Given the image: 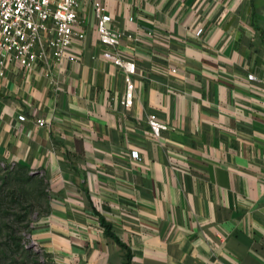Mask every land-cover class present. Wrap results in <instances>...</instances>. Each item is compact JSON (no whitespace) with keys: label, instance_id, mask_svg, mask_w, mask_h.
<instances>
[{"label":"crops","instance_id":"1","mask_svg":"<svg viewBox=\"0 0 264 264\" xmlns=\"http://www.w3.org/2000/svg\"><path fill=\"white\" fill-rule=\"evenodd\" d=\"M102 1L131 105L93 0L61 58L0 75V162L49 182L50 264H264V0Z\"/></svg>","mask_w":264,"mask_h":264},{"label":"built area","instance_id":"2","mask_svg":"<svg viewBox=\"0 0 264 264\" xmlns=\"http://www.w3.org/2000/svg\"><path fill=\"white\" fill-rule=\"evenodd\" d=\"M87 0H0V75L4 73L6 61L32 66L39 59L49 56L61 58L76 39H84L81 6ZM98 38L103 44V55L126 70V105L134 101L135 84L132 74L136 71V61L126 57L119 44L121 32L110 24L112 14L102 0H93ZM68 57L76 60L74 52ZM250 78L254 74H249ZM20 118H25L21 114ZM45 124L44 117H38ZM154 134L160 135L168 124L156 113L149 115ZM138 156V151H133Z\"/></svg>","mask_w":264,"mask_h":264},{"label":"rangeland","instance_id":"3","mask_svg":"<svg viewBox=\"0 0 264 264\" xmlns=\"http://www.w3.org/2000/svg\"><path fill=\"white\" fill-rule=\"evenodd\" d=\"M49 201L44 175L24 165L0 162V264H50L34 238Z\"/></svg>","mask_w":264,"mask_h":264},{"label":"trees","instance_id":"4","mask_svg":"<svg viewBox=\"0 0 264 264\" xmlns=\"http://www.w3.org/2000/svg\"><path fill=\"white\" fill-rule=\"evenodd\" d=\"M25 166V165H24ZM27 167V166H26Z\"/></svg>","mask_w":264,"mask_h":264}]
</instances>
